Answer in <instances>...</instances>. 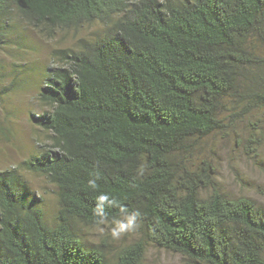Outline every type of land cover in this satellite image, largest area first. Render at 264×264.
<instances>
[{"label": "trees", "instance_id": "obj_1", "mask_svg": "<svg viewBox=\"0 0 264 264\" xmlns=\"http://www.w3.org/2000/svg\"><path fill=\"white\" fill-rule=\"evenodd\" d=\"M16 18L49 37L104 30L54 50L36 94L47 141L18 168L55 187L51 220L20 169L0 170V264H143L148 245L189 264H264V211L195 160L264 109V0H0V47ZM100 194L117 206L98 224ZM121 207L139 213L135 241L110 250L77 232L115 225Z\"/></svg>", "mask_w": 264, "mask_h": 264}, {"label": "rangeland", "instance_id": "obj_2", "mask_svg": "<svg viewBox=\"0 0 264 264\" xmlns=\"http://www.w3.org/2000/svg\"><path fill=\"white\" fill-rule=\"evenodd\" d=\"M103 30L93 23L77 33L59 31L49 37L16 18L15 27L0 47V170L20 169L24 160L40 154L47 141V133L32 121V115L44 111L36 94L53 64V51L77 49L82 42L101 36ZM195 157L211 163L222 192L232 198H249L264 211V109L240 117L224 131L199 142ZM19 171L51 220L56 211L55 187L36 172ZM113 227L79 228L77 232L86 242L105 240L110 250L137 239L135 231L113 239ZM143 264L189 263L179 254L148 245Z\"/></svg>", "mask_w": 264, "mask_h": 264}, {"label": "clouds", "instance_id": "obj_3", "mask_svg": "<svg viewBox=\"0 0 264 264\" xmlns=\"http://www.w3.org/2000/svg\"><path fill=\"white\" fill-rule=\"evenodd\" d=\"M93 187L95 185L93 184ZM117 206V201L115 199L110 200L107 194H100L96 197V207L95 213L98 217L97 223L106 222V213L105 207ZM122 219H114L115 227L111 230V236L113 239H119L124 233L134 231L137 228V217L139 216L138 212H125L124 208H120Z\"/></svg>", "mask_w": 264, "mask_h": 264}]
</instances>
